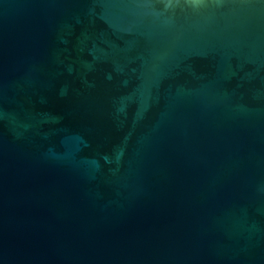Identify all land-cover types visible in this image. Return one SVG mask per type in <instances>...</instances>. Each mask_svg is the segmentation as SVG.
<instances>
[{
  "label": "water",
  "instance_id": "1",
  "mask_svg": "<svg viewBox=\"0 0 264 264\" xmlns=\"http://www.w3.org/2000/svg\"><path fill=\"white\" fill-rule=\"evenodd\" d=\"M0 264H264V0H0Z\"/></svg>",
  "mask_w": 264,
  "mask_h": 264
}]
</instances>
